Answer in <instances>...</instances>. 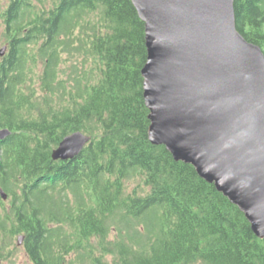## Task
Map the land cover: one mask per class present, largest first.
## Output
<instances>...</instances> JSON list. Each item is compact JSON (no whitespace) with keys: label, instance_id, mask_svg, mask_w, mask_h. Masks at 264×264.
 I'll return each instance as SVG.
<instances>
[{"label":"trees","instance_id":"trees-1","mask_svg":"<svg viewBox=\"0 0 264 264\" xmlns=\"http://www.w3.org/2000/svg\"><path fill=\"white\" fill-rule=\"evenodd\" d=\"M233 10L264 54V0ZM2 20L0 262L23 235L32 264H264L238 207L149 142L144 23L130 0H11ZM76 131L89 143L54 161Z\"/></svg>","mask_w":264,"mask_h":264},{"label":"water","instance_id":"water-1","mask_svg":"<svg viewBox=\"0 0 264 264\" xmlns=\"http://www.w3.org/2000/svg\"><path fill=\"white\" fill-rule=\"evenodd\" d=\"M144 23L141 69L148 140L238 207L264 239V54L236 30L233 0H130ZM7 47L0 48L3 57ZM11 131L0 128V141ZM76 131L52 150L71 160ZM0 198L7 194L0 188ZM23 235L16 237L21 246Z\"/></svg>","mask_w":264,"mask_h":264},{"label":"rangeland","instance_id":"rangeland-1","mask_svg":"<svg viewBox=\"0 0 264 264\" xmlns=\"http://www.w3.org/2000/svg\"><path fill=\"white\" fill-rule=\"evenodd\" d=\"M11 0H0V48L3 46H6L8 48V41L4 38V22L2 20V14L5 12L9 2ZM7 52V51H6ZM64 57H67V55H64ZM80 58L79 61L82 60L81 56H78ZM72 59L66 60L62 67H66L72 63ZM77 61V62H79ZM138 181L131 182L127 188L128 191L131 192L132 190H135L138 188ZM7 200V199H6ZM16 236L13 237V240L11 242L7 243V248L4 253V258L0 262V264H32V262L29 260L28 256L25 254V251L23 250L22 245L18 246L16 243Z\"/></svg>","mask_w":264,"mask_h":264}]
</instances>
